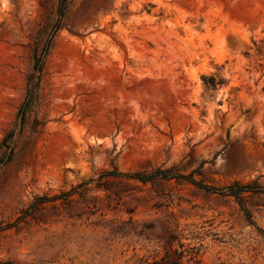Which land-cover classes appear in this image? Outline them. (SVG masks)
Here are the masks:
<instances>
[{"label":"rangeland","instance_id":"rangeland-1","mask_svg":"<svg viewBox=\"0 0 264 264\" xmlns=\"http://www.w3.org/2000/svg\"><path fill=\"white\" fill-rule=\"evenodd\" d=\"M60 1L0 0V143L19 128L33 55L51 40L34 108L0 165V228L35 196L88 191L0 230V264L159 259L154 239L110 235L131 218L177 224L201 264H264V194H245L249 220L234 197L186 181L120 185L121 199L94 181L160 168L264 187V0H67L62 15ZM210 76L221 85L206 87Z\"/></svg>","mask_w":264,"mask_h":264},{"label":"trees","instance_id":"trees-1","mask_svg":"<svg viewBox=\"0 0 264 264\" xmlns=\"http://www.w3.org/2000/svg\"><path fill=\"white\" fill-rule=\"evenodd\" d=\"M67 0L60 1V15L65 11ZM51 40L46 43L41 52H36L33 55V67L31 72L26 77V92L23 102L21 103L18 112V130L13 128L8 130L0 143L1 155L0 165L10 162L14 156L16 142L18 136L23 131V125L27 116L34 108V104L38 98L39 87L45 64L46 57L50 50ZM204 84L208 88H217L221 85V82H217L214 76L204 78ZM186 181L195 187L210 193L217 194L219 196L234 197L240 204L241 210L245 214L247 219L252 218V212L246 208L244 202V196L246 193L264 194V187L256 182L243 183L240 181H234L225 186H211L204 184L194 178V172L190 174H180L174 172L171 169H156L151 172H127L117 173L115 170L101 172L95 181V187L104 189L108 192V197L114 196L116 199H121L120 185L125 187L124 191H128L131 188V182H138L143 185L151 184L152 186H162L165 182ZM87 183H80L72 186L70 189L60 191L52 195H39L33 197V199L22 208L13 222L7 223L2 229H9L12 227L19 228L21 224H26L29 221H42L43 216L38 214L40 210L47 207L58 208L64 206H70L75 196L84 200V197L88 191L86 188ZM84 202V201H82ZM115 226L110 228V235L114 238H132L136 237L143 239H154L163 249V255L159 259H154L152 262L146 264H201L199 259V249L196 246H191L190 243L185 244L182 239H188L186 235H183L178 231V225H171L168 220L156 222H137L132 218L128 221L115 222ZM142 225V228H138ZM144 227V228H143ZM158 253V252H157Z\"/></svg>","mask_w":264,"mask_h":264}]
</instances>
